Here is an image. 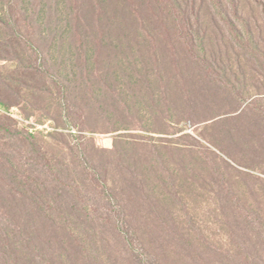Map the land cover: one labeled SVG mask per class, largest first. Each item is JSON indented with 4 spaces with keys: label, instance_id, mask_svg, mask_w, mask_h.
<instances>
[{
    "label": "rangeland",
    "instance_id": "rangeland-1",
    "mask_svg": "<svg viewBox=\"0 0 264 264\" xmlns=\"http://www.w3.org/2000/svg\"><path fill=\"white\" fill-rule=\"evenodd\" d=\"M26 8L25 0H0V54L40 50L42 31L28 28ZM203 8L201 22L226 28L211 1ZM92 21L93 36L104 32ZM159 24L168 28L170 20L142 18L135 27L162 37ZM211 31L218 75L184 68L188 76L174 85L192 99L185 111L152 103L165 89L150 74L131 88L135 78L125 75L115 94L76 86L71 100L91 97V110L65 120L57 89L44 79L42 52L36 61L0 58V151L22 146V170L30 156L15 135L32 134L43 152L26 183L0 182V264H9L3 249L14 223L36 224L41 257L56 264L61 247L84 264H264V62L232 35L222 40ZM90 52L92 80L106 74L111 56L103 46ZM166 60L163 75L171 71ZM185 98L176 100L187 107Z\"/></svg>",
    "mask_w": 264,
    "mask_h": 264
},
{
    "label": "trees",
    "instance_id": "trees-1",
    "mask_svg": "<svg viewBox=\"0 0 264 264\" xmlns=\"http://www.w3.org/2000/svg\"><path fill=\"white\" fill-rule=\"evenodd\" d=\"M208 1L213 3L215 12L224 19L226 28L200 21L206 0H25L26 11L29 12L28 28L33 30L39 27L40 32L43 33L40 34L41 48L39 45V51L28 49V57H25V50L18 51L13 46L5 55L0 54V58L11 57L19 62H23L24 59L36 61L39 52H42L40 64L43 66L44 79L57 89L60 99L59 108L65 120L75 121L74 116L84 117L89 115L88 112L90 113L91 110L93 103L91 97L83 96L71 100L74 98L71 97V92L76 86L82 87L86 92L95 85V88L104 87L115 94L125 84L122 82L125 75L135 78L134 81L128 80L126 83L127 87L131 88L130 85L136 84L138 80L142 83L148 81L150 74L154 78L155 87L163 86L165 89L162 92L163 97L153 98L152 103L167 109L177 108L185 111L191 105L192 99L186 92L182 94L177 92L175 79L188 76L186 69L192 66L200 67L199 73L204 78L212 79L213 76L218 75V69L211 66L217 60L212 54L213 37L210 35L212 28L220 34L222 40H225L223 36L226 38L232 35L236 45L249 51L253 60L264 62V0ZM225 1L230 4L229 8L225 6ZM10 11L11 8L7 10ZM230 16L238 23H233ZM142 18H155L157 22L167 18L170 20V25L165 28L159 24L161 27L159 30L164 31L161 33L162 37L150 33L138 34L135 22ZM89 20L101 21L104 32L93 36ZM0 23L5 22L0 19ZM18 26L14 20L12 33L16 38L20 33ZM98 46L105 47L111 58L107 62L106 74L91 80L89 64L94 60L91 61L90 51H97ZM159 48L166 49L169 55H164ZM73 56H75L74 60L71 59ZM164 56L167 57L166 62L171 67L167 75H163L160 68ZM28 67L31 68V64ZM189 76L194 79L200 75L190 73ZM173 87L175 90L172 89ZM184 96L187 107L176 100ZM113 101L119 102L115 98ZM4 105V101L0 99V106ZM14 138L16 142L21 140L25 147L23 151L28 153L30 161L27 163V168L22 170L18 158L22 146L18 144V149L13 148L12 144L11 151H8L9 148L0 151V182L8 185L26 183L25 175L38 172L40 170L38 166H42L40 160H43V152L34 142L32 134L22 138L15 135ZM50 170L53 172V169ZM34 215L32 213V216ZM31 225L14 223L6 226L7 249L3 250L7 262L56 264L57 261L54 262V259L41 257L45 241L43 237L41 240L36 239L40 235L37 234L39 230L34 227L36 224ZM71 242L73 243L69 237L66 244L69 245ZM58 260L60 264L85 263L74 261L70 257L68 247L64 249L61 247Z\"/></svg>",
    "mask_w": 264,
    "mask_h": 264
}]
</instances>
